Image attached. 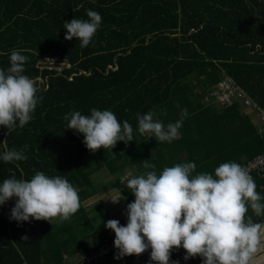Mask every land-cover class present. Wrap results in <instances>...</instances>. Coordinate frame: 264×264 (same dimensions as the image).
<instances>
[{
    "label": "trees",
    "instance_id": "1",
    "mask_svg": "<svg viewBox=\"0 0 264 264\" xmlns=\"http://www.w3.org/2000/svg\"><path fill=\"white\" fill-rule=\"evenodd\" d=\"M89 9L101 14L102 23L81 48L75 37L64 38L63 25L87 20ZM13 50L29 57L24 74L37 82L42 101L23 128L0 126V154L28 145L26 161L0 160V183L13 175L30 180L43 171L66 178L83 201L96 188L93 169L106 167L128 204L135 197L121 178L151 171L143 160L155 164L157 174L194 162L193 175H215L222 163L242 166L264 152L256 114L237 100L223 107L213 93L228 76L264 110V0H0V68L10 67ZM93 108L111 110L121 124L128 120L134 140L88 150L84 135L67 129L64 116L90 115ZM185 108L178 139L158 143L138 132L137 113L151 111L167 125ZM251 176L264 196V171ZM15 202L13 197L0 205V264H70L90 255L111 230L91 235L89 247L69 263L61 255L71 237L63 231L67 224L18 223L10 219ZM185 254L174 249L171 260L202 264L199 256L184 260ZM135 256L121 259L130 264Z\"/></svg>",
    "mask_w": 264,
    "mask_h": 264
},
{
    "label": "clouds",
    "instance_id": "2",
    "mask_svg": "<svg viewBox=\"0 0 264 264\" xmlns=\"http://www.w3.org/2000/svg\"><path fill=\"white\" fill-rule=\"evenodd\" d=\"M88 19L65 21V39L75 37L80 47H87L100 28L102 16L87 10ZM29 57L13 50L10 67L0 68V126L8 131L23 128L33 119L42 96L37 82L24 74ZM188 110L182 109L180 119L165 125L154 119L153 112L137 113L138 132L150 135L158 143L179 138ZM64 119L67 129L84 135L87 149L95 153L101 148L113 149L117 143L133 141V127L123 123L111 110L91 109L90 115L69 111ZM28 145L0 154L4 162L26 161ZM18 166V165H17ZM145 169L139 175H126L121 183L134 194L127 204V224L117 219L106 221L115 232L116 259L143 254L151 249L149 264H179L172 261L174 249L183 248L184 260L202 258V264H264V196L257 190L254 178L239 163L220 164L215 175L201 172L193 175L194 162L165 167L160 174L156 165L143 160ZM16 198L10 219L18 223L48 221L52 225L69 220L81 207L77 189L64 177H50L37 171L29 179L11 178L0 183V205ZM112 203L127 200L123 193L112 195ZM251 211V214L249 212ZM28 240V236L22 237Z\"/></svg>",
    "mask_w": 264,
    "mask_h": 264
},
{
    "label": "built area",
    "instance_id": "3",
    "mask_svg": "<svg viewBox=\"0 0 264 264\" xmlns=\"http://www.w3.org/2000/svg\"><path fill=\"white\" fill-rule=\"evenodd\" d=\"M214 95L218 103L221 106H230L234 104L235 100L243 103L247 108L254 110V114L258 117V129L260 133L264 131V110L257 105L256 102L249 95H246L245 92L233 82V79L230 77H225L219 82V85L216 86L213 90ZM249 174L253 172L262 173L264 171V152L258 154L254 158L248 160L245 164L242 165ZM110 233V232H109ZM115 232L103 239V245L100 246L97 250H93L90 255L81 256L77 259H74L70 264H93L95 262H100L102 264H110L109 257L113 252H117V249H112L114 245Z\"/></svg>",
    "mask_w": 264,
    "mask_h": 264
},
{
    "label": "crops",
    "instance_id": "4",
    "mask_svg": "<svg viewBox=\"0 0 264 264\" xmlns=\"http://www.w3.org/2000/svg\"><path fill=\"white\" fill-rule=\"evenodd\" d=\"M91 178L94 179V183H96V184L98 183V179H96L94 173H92ZM99 189L100 188L98 186L89 195H85L87 197L81 202V206L83 207V211L79 215L74 214L69 220H67V222H65L67 224V226L63 229V231L66 232L67 234L71 233V237H70L69 244L67 246L63 247V251H62L61 255H62L64 261H67L70 263V261H72L76 257L77 254H82V251L84 249L88 248L89 243H91L89 241L91 238V235L108 229L106 227V221L109 219H114V216L121 215V214H119V212H122V210L118 211L115 208H118V206L121 207L122 205L121 204L120 205L114 204L111 202L110 199L107 203L103 204V200H101V198H100L101 193L98 192ZM105 193L107 196H108V194H110L108 191ZM101 197H105V195H103ZM123 201H125V200H123ZM92 202H93V204H90ZM124 203H126V202H124ZM126 205H127V203L124 204L125 208L127 209ZM121 208H123V206ZM96 212L99 215L101 214V217H100V220H97L96 223L92 224L91 219H93L95 217ZM85 213H89V214H86V216H88V217H85ZM91 214H93V215L91 216ZM83 220L88 225V230L92 233L90 235H88L87 230H85L86 234L83 235V237H81L78 234V232L76 231V229H75V231H73L71 229V226L68 227V224L72 221L77 222V224H79ZM65 223H62V224H65Z\"/></svg>",
    "mask_w": 264,
    "mask_h": 264
},
{
    "label": "rangeland",
    "instance_id": "5",
    "mask_svg": "<svg viewBox=\"0 0 264 264\" xmlns=\"http://www.w3.org/2000/svg\"><path fill=\"white\" fill-rule=\"evenodd\" d=\"M55 63V62H54ZM57 66L58 65H61L62 64V62H60V61H57L56 63H55ZM64 64V63H63ZM62 64V65H63ZM247 111L249 112V113H251L252 115H253V112H254V110L253 109H251V108H247ZM254 118V120L255 121H258V117H257V115H255V117H253ZM93 173H94V175H95V177H96V179H98V183L96 184V187H98L99 186V190H98V192H100L101 193V196H103V195H105V197H101L100 196V198H101V200H103V204L104 203H107L108 201H109V199H105V198H109L110 196H112V195H116V194H120L121 193V191H120V187L115 183V180H114V176H112L111 174H110V172H109V170H108V168H106V167H101V168H99V169H93ZM130 174V172H127V173H125L122 177H124V176H126V175H129ZM122 179V178H121ZM109 192L110 194H108V196L106 195V193L105 192ZM99 198V197H98ZM97 198V199H98ZM96 199V200H97ZM82 202V201H81ZM94 202V201H93ZM93 202L92 203H90V204H93ZM125 201H123V200H121L120 201V203H118L117 205H122L123 206V208H121V207H119L118 206V208H115L116 210H122V212H119V214H121V215H117V216H114V219H117V220H119L120 221V223H121V225H126L127 224V214H126V208H125V206H124V204H126V203H124ZM127 206V205H126ZM83 211V207L81 206L80 207V209L75 213V214H80L81 212ZM86 214H89V213H85V217H88V216H86ZM93 214H91V216H92ZM100 217H101V214L99 215L97 212H96V215H95V217L93 218V219H91V223L92 224H94V223H96V221L97 220H100ZM85 220V219H84ZM84 220L81 222V223H79V224H77V222H74V221H72V222H68L69 224H68V227L69 226H73V231H75V229H76V231L78 232V234L81 236V237H83V235H85L86 234V231L85 230H87V233H88V235H90L92 232H90L89 230H88V225L84 222ZM65 222H67V221H65ZM65 222H63V223H65ZM87 225V226H86ZM57 226V225H56ZM58 227V226H57ZM102 232V231H101ZM113 232V230H110V233L109 234H111ZM106 237V236H105ZM105 237H103V239H105ZM103 245V240H102V243H101V245L100 246H102ZM99 246V247H100ZM99 247H97L95 250H97ZM112 249H115V246L112 248ZM94 250V251H95ZM117 252H118V250H117ZM117 252H113L112 253V255H110V259H111V261L113 262V264H124L123 263V261H122V259L120 258V259H116L115 257H116V253ZM98 263V262H97Z\"/></svg>",
    "mask_w": 264,
    "mask_h": 264
},
{
    "label": "water",
    "instance_id": "6",
    "mask_svg": "<svg viewBox=\"0 0 264 264\" xmlns=\"http://www.w3.org/2000/svg\"><path fill=\"white\" fill-rule=\"evenodd\" d=\"M151 249L146 250L143 254L135 256L130 264H144L150 258Z\"/></svg>",
    "mask_w": 264,
    "mask_h": 264
}]
</instances>
